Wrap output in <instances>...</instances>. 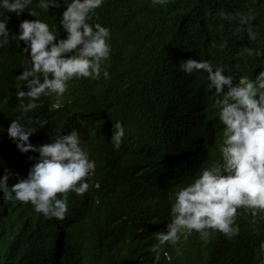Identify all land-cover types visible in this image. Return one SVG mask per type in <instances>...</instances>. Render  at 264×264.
Here are the masks:
<instances>
[{
    "label": "trees",
    "instance_id": "trees-1",
    "mask_svg": "<svg viewBox=\"0 0 264 264\" xmlns=\"http://www.w3.org/2000/svg\"><path fill=\"white\" fill-rule=\"evenodd\" d=\"M66 7L61 0L59 7L44 10L38 0H31L19 15L6 11L11 17L8 28L13 32L22 20L40 18L58 25V35L64 38L67 32L59 21ZM250 8L256 12V40L237 31V21L219 15L221 9L247 12ZM30 9H35L37 17ZM91 15L112 31L111 56L106 61L110 78L76 77L62 97L48 96L45 101L42 96L38 107L28 113L22 112L16 95L17 86L24 83L17 77L27 66L10 51L1 50L0 176L6 167L26 176L36 162L29 157L39 156L17 148L7 132L12 119L36 128L30 140L39 145L50 142L54 131L61 129L57 125L82 115L95 119L107 105L124 114V153L95 136L80 134L96 168L86 178L91 187L84 196L69 191L68 211L62 220L45 218L31 202L13 205L3 199L0 190V264H261V257L249 249L242 233L230 238L215 230H210L212 235L207 239L196 230L187 238L182 234L177 246H166L169 255L151 252L155 233L167 228L174 193L146 189L128 171L131 159L139 155L183 152L184 158H189L187 146L177 136L178 131H185L182 116L168 117L166 107L194 97L205 102L218 118L217 109L212 107L216 95L207 88L206 75L185 73L180 68L183 60L210 59L226 65L225 72L231 70L236 78L252 76L256 66L257 74L262 70L264 63L259 57L241 56L239 51L244 45L264 47V0H167L162 6L152 0H104ZM225 40L227 47L219 48ZM23 87L27 90V85ZM178 158L170 157L166 167L171 168L173 162L181 160ZM183 166L176 165L179 175H172L177 185L195 178ZM16 180L17 176H11L9 185ZM155 197H159L157 203H153ZM257 220L264 223L260 217ZM177 247H182V253H177Z\"/></svg>",
    "mask_w": 264,
    "mask_h": 264
},
{
    "label": "clouds",
    "instance_id": "clouds-1",
    "mask_svg": "<svg viewBox=\"0 0 264 264\" xmlns=\"http://www.w3.org/2000/svg\"><path fill=\"white\" fill-rule=\"evenodd\" d=\"M30 2L0 0V9L4 10L0 11V52L10 51L27 66L17 77L24 82L17 86L16 92L23 113L36 109L42 96L45 101L48 96L49 99L62 97L76 77L99 80L101 75L105 79L111 76L106 61L112 51V31L91 15L104 0H63L67 7L59 24L67 32L64 38L58 35V25L40 18L24 19L10 31L11 17L6 11L19 15ZM152 3L162 6L167 0H152ZM38 4L48 10L50 6L59 7L61 0H38ZM29 12L37 17L35 9ZM219 15L237 21V31L246 32L250 40L257 39L254 9L247 12L221 9ZM218 47H227V41ZM245 54L259 57L264 63V47L253 49L244 45L239 55ZM214 63L210 59L188 58L180 68L188 74L206 75L207 88L216 95L212 107L217 109L218 118L205 102L194 97L166 107L168 117L182 116L180 121L185 131H178L177 136L187 146L189 158H184L183 152L139 155L131 159L128 174L146 189L154 192L168 189L174 193L167 228L155 233L156 242L149 246L151 252L169 255L166 246H177L182 234L187 238V234L196 230L202 239H207L212 235L210 230H215L230 238L242 233L249 249L264 264V223L257 220L258 217L264 220V64L258 74L256 66L252 76L236 78L231 70L230 74L225 72L226 65ZM123 115L104 105L95 119L82 115L57 125L61 129L54 131L50 142L39 145L30 140L36 128L12 119L7 132L17 148L24 153L32 150L39 156L29 157L36 162L24 177L5 168L0 176L3 199L13 205L18 201L31 202L34 210L45 218L64 219L69 191L84 196L91 187V181L86 178L96 168V161L90 158L80 134L95 136L124 153L127 130L121 119ZM172 156L181 160L178 158L171 168L166 167ZM161 162L166 164L155 167ZM178 164L195 175L186 185L181 179L179 185L173 181L179 175L174 170ZM13 175L17 180L9 185ZM158 201L159 197L153 199V203ZM177 253H182V247H177Z\"/></svg>",
    "mask_w": 264,
    "mask_h": 264
},
{
    "label": "bare ground",
    "instance_id": "bare-ground-1",
    "mask_svg": "<svg viewBox=\"0 0 264 264\" xmlns=\"http://www.w3.org/2000/svg\"><path fill=\"white\" fill-rule=\"evenodd\" d=\"M175 182H178L176 179L174 180ZM177 184V183H176ZM96 236V235H95Z\"/></svg>",
    "mask_w": 264,
    "mask_h": 264
}]
</instances>
